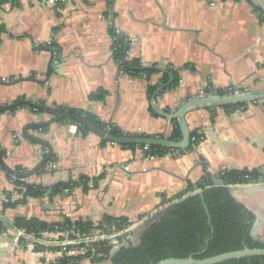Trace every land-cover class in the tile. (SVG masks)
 <instances>
[{
  "label": "crops",
  "instance_id": "1",
  "mask_svg": "<svg viewBox=\"0 0 264 264\" xmlns=\"http://www.w3.org/2000/svg\"><path fill=\"white\" fill-rule=\"evenodd\" d=\"M111 21L128 36V58L141 59L157 72L132 77L120 71L112 53ZM0 26V105L26 98L89 111L125 133L171 138L175 118L161 112L175 113L207 93L264 91V9L258 0H215L214 5L210 0H69L56 10L42 0H19L0 8ZM151 86L157 87L152 98ZM105 91L103 100L91 99L92 93ZM184 115L190 132L199 130L204 140L193 150L162 157L104 142L91 132H73L68 122L29 129L54 152L25 180L49 191L39 198H11L7 203L14 205L0 217L12 226L17 217L97 224L113 216L135 222L163 201L166 205L201 190L204 177L209 185L223 169L264 170L263 101L233 112L194 104ZM52 117L28 106L0 114V150L9 166L26 173L46 157L49 147L30 140L24 129ZM82 176L97 178L98 184L88 191L82 186L50 190ZM10 188L1 165L0 194ZM234 196L264 215V193ZM257 231L264 241V221ZM59 249L20 235L16 227L0 233V264H45Z\"/></svg>",
  "mask_w": 264,
  "mask_h": 264
},
{
  "label": "trees",
  "instance_id": "2",
  "mask_svg": "<svg viewBox=\"0 0 264 264\" xmlns=\"http://www.w3.org/2000/svg\"><path fill=\"white\" fill-rule=\"evenodd\" d=\"M19 0H0V8L7 3L17 4ZM111 16V12L106 13ZM3 27L0 26V34ZM110 34L114 39V57L120 61L122 73L129 74L132 77H149L157 72L156 68H145L141 59H128V51L130 50V41L128 36L116 29L112 24L109 27ZM173 84H177L180 80L177 71ZM166 75L165 82L168 81ZM233 90V89H232ZM157 87H149L150 97L156 95ZM229 91V90H228ZM227 90L220 91V95H225ZM107 96V92L92 93V100H103ZM248 102H237L224 105L230 112L240 108H246ZM28 106L36 113H59L73 112L79 113L87 117L90 121L97 124L103 129L110 130L117 134L125 132L117 127H111L107 123L101 121L95 114L81 109L65 108V107H48L45 103L26 100L20 98L12 103L0 105V114L5 112H15L17 109ZM59 123H67L68 119L64 118L58 121ZM174 133L172 139H180L182 131L178 119H173ZM79 127V132L87 134L90 131L85 127ZM48 127H44L47 129ZM126 134V133H125ZM150 135V134H143ZM205 138V135L199 130L191 133V143L187 150H193ZM106 142V141H104ZM125 147H143V145H123ZM184 149L173 150L161 146H152L145 152L147 156H166L176 152H184ZM0 155L3 157L5 153L0 150ZM0 161V166H1ZM7 171L10 179L14 180L18 185L24 186L27 191V196L42 197L49 190L41 185L28 183L25 179H21ZM18 171L22 168L18 167ZM223 183L220 185H208L207 177H204L201 186V193H195L193 189L191 194L180 197L179 200L172 202L165 208L157 210L147 217L143 223L139 225L134 232L136 242L129 240L128 244L121 245L115 252L110 254L111 245L109 240L96 241L93 243L98 252L108 254V257H92V252L86 255L70 256L61 259L59 264H81L85 259H90L93 262H104L109 260L111 264H153L168 257H188L193 255L196 258H206L215 256L221 253L241 250L246 247H264V241L258 240L254 236L255 230V213L238 201L230 190V186L237 184H246L255 182L263 177L261 169L254 170H238V169H223L219 173ZM99 179L82 176L78 181L68 183H60L52 189L53 194L64 189L71 190L75 186H82L85 191H88L91 186L96 187ZM14 204L5 203L4 208L13 206ZM106 226H114L118 230H124L131 224L126 217L105 216L100 223L92 221H84L72 223L67 220L61 223H47L38 218L27 219L25 217H17L14 225L8 224L0 217V233L10 229L11 227L25 228L27 232L40 235L43 232H57L61 230L78 231L82 236L96 235L102 231L103 224ZM105 229V228H104ZM124 238L121 237L122 241ZM25 241V238H21ZM38 248H46L43 245H37ZM217 264H264V255L250 256L240 259L227 260Z\"/></svg>",
  "mask_w": 264,
  "mask_h": 264
},
{
  "label": "water",
  "instance_id": "3",
  "mask_svg": "<svg viewBox=\"0 0 264 264\" xmlns=\"http://www.w3.org/2000/svg\"><path fill=\"white\" fill-rule=\"evenodd\" d=\"M261 7L264 9V5L262 4L261 0H258ZM113 14V21H115L114 12ZM114 24V23H113ZM145 68H151L150 66H145ZM173 77H171L172 79ZM164 86L160 87V89H163ZM264 98V91H246L241 93H234L231 95H220L216 94L213 95L211 93H207L206 95H201L200 97H197L185 105H183L177 112L175 113H167V112H161L164 115H167L171 118H178L180 122V126L182 129V137L180 139H172L168 137H162L158 135H143L141 134H133V133H124V134H117L114 132H111L110 130L103 129L97 124L90 121L87 117H85L82 114L79 113H73V112H59V113H53V117L50 120L47 121H41L37 123H33L31 125H28L25 127L24 132L26 136L36 142L43 145H46L49 147L48 154L45 158H43L32 170L21 173L17 171L16 169L9 166L6 161L1 157L0 155V161L1 164L13 175L21 178V179H27L31 177L32 175L36 174L39 170H41L46 163L51 159L53 155V146L48 141L41 139L31 133L28 132L29 129H36V128H42L45 126H50L53 123H56L60 121L61 119H68V123L70 125L75 126H81L87 128L91 133L97 135L100 137L103 141L113 143V144H119V145H143L147 147L152 146H161L173 150H180V149H187L190 146L191 143V132L187 126V123L185 121V112L191 108L194 104H201L206 106H224L226 104L230 103H237V102H249V101H256L259 99ZM264 174V170L262 171ZM223 181L220 177H217L216 179H213L209 181V185H220ZM230 190L233 193L238 192L239 194H254V193H264V184L262 185H243V186H230ZM202 191H197L192 194H199ZM177 202V201H176ZM165 204V201H163L162 205L157 206L156 208H160ZM166 205L165 207H167ZM163 207V208H165ZM256 216L255 220V230H254V236L256 239L261 240L257 228L262 225V222L264 221V215H262L259 212H254ZM136 230H131L128 232L123 233L119 238L124 237L126 234L134 233ZM264 255V247H255V248H249L246 247L241 250H234L229 251L225 253H221L215 256L206 257V258H196L193 255H190L188 257H168L166 259H163L157 263L153 264H217L221 263L227 260L232 259H240L244 257H250V256H262Z\"/></svg>",
  "mask_w": 264,
  "mask_h": 264
},
{
  "label": "built area",
  "instance_id": "4",
  "mask_svg": "<svg viewBox=\"0 0 264 264\" xmlns=\"http://www.w3.org/2000/svg\"><path fill=\"white\" fill-rule=\"evenodd\" d=\"M45 5H50L52 6L55 10L56 9H61L62 6H64L69 0H42ZM210 4L214 5L215 0H210ZM105 19L107 21H110V17L106 15ZM112 24V21L110 22ZM113 39V38H112ZM114 43V39L112 40ZM112 53L114 55V46L112 44ZM56 54V53H55ZM130 59V58H128ZM120 67V61L116 60ZM143 63V61H142ZM144 64V63H143ZM121 71V67H120ZM122 72V71H121ZM247 90L245 89H235L234 91H228L225 95H231L234 93H241V92H246ZM264 102V100L259 99L256 101H249L250 102ZM243 110L244 108H240ZM72 131L73 132H79V127L75 125H71ZM150 147L143 146L140 147V150L145 153L148 151ZM167 155H170L169 153ZM152 157V156H149ZM130 164L125 165L124 169L126 171H130ZM53 168L58 169V165L56 163L53 164ZM10 182L12 184V188H10L7 191H4L3 193L0 194V215H2L3 209H4V204L9 202L11 198L14 197H21L23 198L24 196H27V191L24 186L18 185L14 180L10 179ZM264 184V175L263 177L259 178L255 182H249L246 184H237L234 186H243V185H262ZM130 221V220H129ZM131 224L128 225L124 230H118L114 226H106L105 223L103 224L102 231L100 230L98 234L96 235H87V236H82L78 231L74 230H61L57 232H43L39 236L35 235L34 233H29L26 231L25 228H17V232L20 235H23L24 237L28 239H33L34 241L37 242H43V243H50V244H57L59 245L60 249L59 252L56 254H53V257L51 259H48L45 264H59L61 259L64 257H70V256H78V255H86L89 252H92V257H97V258H102V257H108V254L98 252L95 246L93 245L94 242L96 241H104V240H109V244L111 245L110 249V254L115 252L121 242L120 236L123 235V233L134 230L137 228L136 223L130 221ZM105 228V229H104ZM132 235V234H131ZM124 239L122 240V245L123 244H128L129 240H133L132 238L127 239L125 236L123 237ZM125 242V243H124ZM121 246V245H120Z\"/></svg>",
  "mask_w": 264,
  "mask_h": 264
},
{
  "label": "rangeland",
  "instance_id": "5",
  "mask_svg": "<svg viewBox=\"0 0 264 264\" xmlns=\"http://www.w3.org/2000/svg\"><path fill=\"white\" fill-rule=\"evenodd\" d=\"M197 191H201V190H196L195 192H197ZM179 200V199H178ZM172 202H170V203H168V204H166V205H169V204H171ZM166 205H163V206H161L160 208H158L157 210H160L161 208H163V207H165ZM156 210V211H157ZM156 211H154V212H150L148 215H150V214H153V213H155ZM146 218H148V216L147 217H143L142 216V218L141 219H139L137 222H135L136 223V226H137V228L139 227V225L141 224V223H143V221L146 219ZM136 228V229H137ZM135 230V229H134ZM132 234V235H131ZM125 237L127 238V239H129V238H132L133 239V241L134 242H136V236H135V234L134 233H130V234H126L125 235ZM121 243H122V241H120ZM119 244V245H117L116 247H120V245H122V244ZM125 243V242H124ZM86 263V264H110V261L109 260H107V261H104V262H93V261H91L90 259H85L84 261H83V263Z\"/></svg>",
  "mask_w": 264,
  "mask_h": 264
}]
</instances>
